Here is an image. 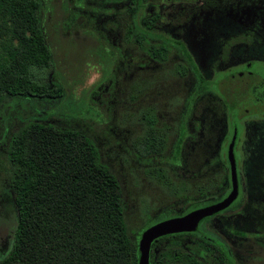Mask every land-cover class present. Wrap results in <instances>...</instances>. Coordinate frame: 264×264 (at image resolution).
I'll list each match as a JSON object with an SVG mask.
<instances>
[{
	"label": "flooded vegetation",
	"instance_id": "1",
	"mask_svg": "<svg viewBox=\"0 0 264 264\" xmlns=\"http://www.w3.org/2000/svg\"><path fill=\"white\" fill-rule=\"evenodd\" d=\"M53 1L40 0L41 28L52 55L47 32L59 19L52 12ZM58 1L71 11L66 29L73 30V40L78 32L100 41L104 35L120 51L123 107L137 111L142 120L144 113L153 116L142 123V143L114 147L112 158H103L104 143H92L98 161L119 182L126 224V209L132 202L136 207L137 241L157 222L214 206L227 197L232 190L227 150L233 138V198L203 216L194 230L153 239L148 264H264V144H258L264 143V77L250 70L255 62L264 64V0ZM48 12L57 20L47 30ZM55 31L62 33L60 26ZM195 48L200 52L194 53ZM259 50L262 56L255 53ZM56 67L53 61L44 71L49 87L54 86L48 77ZM194 77L220 91L215 93L219 103L215 110L222 127L228 129L231 119L229 140L222 146L214 142L212 152L202 134L209 116L201 105L204 90L193 97L189 89ZM170 87L177 100H159L160 89ZM225 99L234 104L232 110L241 103L245 106L229 114ZM150 132L164 137V143L157 146L146 140ZM245 142L256 145V151L249 145L244 151Z\"/></svg>",
	"mask_w": 264,
	"mask_h": 264
},
{
	"label": "trees",
	"instance_id": "2",
	"mask_svg": "<svg viewBox=\"0 0 264 264\" xmlns=\"http://www.w3.org/2000/svg\"><path fill=\"white\" fill-rule=\"evenodd\" d=\"M40 0H0V105L14 96L57 98L44 71L52 53L41 28ZM61 94V95H60ZM7 185L14 232L0 264H137L119 182L83 133L39 121L9 138ZM150 143L164 137L150 132Z\"/></svg>",
	"mask_w": 264,
	"mask_h": 264
},
{
	"label": "rangeland",
	"instance_id": "3",
	"mask_svg": "<svg viewBox=\"0 0 264 264\" xmlns=\"http://www.w3.org/2000/svg\"><path fill=\"white\" fill-rule=\"evenodd\" d=\"M52 4L54 5L52 12L54 10L55 17L59 19H56V22L54 15L51 16L48 12L44 20V26L48 30L51 23L55 25L56 22L57 26L53 27L60 26V32L62 33L59 36V32H56L53 27L50 29H53L54 33L51 30L47 32L52 45V62L54 61L57 65L54 73H51L48 77V82L50 85L53 83L61 85L63 88L62 95L60 94L61 96L57 98L14 96L4 106L0 105V258L9 249L15 224L11 193L7 185L10 165L6 158L5 149L10 141L9 138L16 130L30 121H39L57 128L73 129L83 133L97 146V143H104L106 146L102 150L105 154L103 158L105 156L112 158L114 155L111 157L110 154L115 153L114 147L125 148L124 143H142L145 138V127L142 123L147 118H150V121L151 118L153 120L150 112H147L149 114L147 117L144 113V120H142L137 111L127 110L126 105L123 107L122 101L124 98L121 87L123 71L122 66H118L122 56L119 53L120 51L116 50L117 47H111L115 44L109 43L108 37L104 35L100 36L102 40L100 41L95 36L90 34L89 36L86 33L81 34L80 32H78L79 37L73 40L71 38L73 30L66 29V26L70 25L68 17L71 11H68L64 3L59 4L58 0H54ZM68 32L69 34H67ZM195 49L194 53L200 52L197 51V48ZM62 50L64 56H62ZM255 53L263 55L261 50L255 51ZM62 57L64 62L60 64ZM59 66L62 68L61 72H58ZM250 70L264 77L263 63H253ZM83 79L84 81H82ZM93 79L94 81L91 84ZM170 86H173V84H170ZM178 88L180 86L177 87L176 91ZM189 89L192 91L193 97L195 94H198L197 97H199L200 89L204 90L201 105L208 111L209 116L206 119L207 124L202 134L206 138L204 143H208V149L212 146V152L215 148L214 142L222 146L223 143L229 140L231 136V119L228 129L224 126L223 128L221 119L216 115L219 103L217 101L218 97L215 96H217V93L220 94V91L214 89V86L210 84L205 86L204 83L202 85V82L195 79L190 84ZM174 93L175 89L173 90L171 87L169 90L160 89V96H163L159 100L166 99L167 103H173L178 98ZM231 95L233 94L230 93L229 96ZM233 98H235V95ZM212 100L215 101L211 102ZM232 105H234L232 102L228 104V100H226L229 114L237 112V109L241 110L245 106L241 103L239 106H235V110H232ZM139 123L142 124L141 129ZM258 144L257 147H259ZM248 145L251 146L253 151H256V145L248 142L242 143L244 151ZM199 155L196 154L197 157ZM104 161L102 159L103 163ZM133 180L135 181V179ZM143 187L148 191L149 188L146 185L143 184ZM136 188L138 190L142 189L141 186ZM137 189H135V193L140 195L141 193L138 194ZM162 215L160 214L158 217ZM126 220L129 235L136 236L140 229H136L138 217L133 202L131 207L126 209Z\"/></svg>",
	"mask_w": 264,
	"mask_h": 264
},
{
	"label": "water",
	"instance_id": "4",
	"mask_svg": "<svg viewBox=\"0 0 264 264\" xmlns=\"http://www.w3.org/2000/svg\"><path fill=\"white\" fill-rule=\"evenodd\" d=\"M232 140L233 138L231 139L227 150V158L230 166L231 182H232L231 192L219 204H216L208 208H198L190 212H187L182 216L162 220L147 227L141 233L140 238L137 241V249H138L137 264H148V249L150 242L153 239L157 238L158 236H162L169 233L194 230L195 226L197 225V222L203 216L222 208L233 198L236 185H235L234 163L231 153Z\"/></svg>",
	"mask_w": 264,
	"mask_h": 264
}]
</instances>
